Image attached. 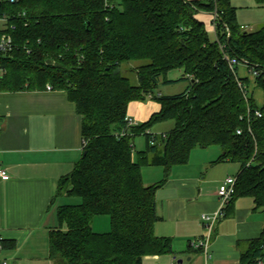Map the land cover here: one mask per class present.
<instances>
[{
	"label": "trees",
	"instance_id": "16d2710c",
	"mask_svg": "<svg viewBox=\"0 0 264 264\" xmlns=\"http://www.w3.org/2000/svg\"><path fill=\"white\" fill-rule=\"evenodd\" d=\"M256 1L264 7V0ZM0 10L26 12L11 20L15 29L6 30L16 45L0 49V91L50 85L68 93L82 118L86 154L60 178L55 194L81 202L58 207L59 227L50 235L54 264H143L146 255L172 253L171 239L154 230L160 219L156 194L197 147L218 145V162L240 166L227 212L247 196L264 213V104L256 102L252 88L245 98L237 78L248 85L249 77L239 75L242 63L233 70L228 61L254 67L255 85L264 91V25L246 30L231 0H18L1 3ZM201 11L217 14L214 40L197 18ZM138 61L145 63L133 84L123 65ZM176 69L184 71L179 81L191 82L188 89L156 94L160 83L174 82L168 74ZM151 98L161 110L128 126L130 105ZM170 119L171 131L152 132ZM138 135L146 147L135 158ZM153 165L162 166L164 176L147 185L142 170ZM100 215L110 216L111 231L93 230ZM259 257L264 231L241 254V264Z\"/></svg>",
	"mask_w": 264,
	"mask_h": 264
},
{
	"label": "crops",
	"instance_id": "0c3cea01",
	"mask_svg": "<svg viewBox=\"0 0 264 264\" xmlns=\"http://www.w3.org/2000/svg\"><path fill=\"white\" fill-rule=\"evenodd\" d=\"M231 1L235 5L238 0ZM248 1L249 7L261 6ZM212 17L210 12L197 14L209 33H215ZM238 73L249 77L254 99L263 105L264 91L255 85L247 66L240 65ZM182 76L169 79L177 82ZM161 107L151 98L129 108L128 116L143 123ZM84 145L82 118L66 91L47 87L0 91V162L11 176L8 181L0 179V237L7 243L1 256L11 264H54L50 235L59 227L57 211L62 205L59 197L55 199L57 184L73 171ZM221 155L218 145L197 147L188 163L173 167L157 190L160 219L154 227L156 235L171 239L173 252L146 255L143 264H241V254L262 235L264 213L255 210L252 197L245 196L235 200L217 222L207 253L192 244L204 234L201 214L220 206L219 186L240 170L230 159L218 162ZM142 173L145 184H155L163 179L164 168L145 166Z\"/></svg>",
	"mask_w": 264,
	"mask_h": 264
},
{
	"label": "built area",
	"instance_id": "2783aa9c",
	"mask_svg": "<svg viewBox=\"0 0 264 264\" xmlns=\"http://www.w3.org/2000/svg\"><path fill=\"white\" fill-rule=\"evenodd\" d=\"M3 2L16 4L18 0H0V5ZM25 14L26 12L12 13V12H8L5 10H0V49L1 50L10 51L15 47L16 43L14 42L12 35L6 30L15 29V25L11 22V20L16 16H19V17L25 16ZM216 18H217V14H214L213 20L216 21ZM244 28H247V26H244ZM228 61L233 70L236 68V66L240 65L241 63L247 66L248 72L253 79H255V77L258 74L257 70L254 67H249L247 64H245V62L239 61L237 58H230L228 59ZM237 79H238L239 86L245 98L249 99L251 97V87H249V85L245 84L239 78ZM47 89L50 90L52 89V87L50 85H47ZM255 114L257 116H261L262 111L260 109H257L255 111ZM126 120H127L128 126L130 127L136 126L139 124L138 121H136L134 118L130 116H127ZM238 133H241V130H238ZM119 135L122 137L126 135V132L123 131ZM10 177H11L10 173L0 162V179L3 181H8L10 180ZM236 183H237V176H228L224 180V182L219 186V189H218V196L220 200V206L218 207V209L214 211L213 213H202L201 214V220L204 225V234L201 238H199L197 241H194L192 243L196 248L202 249V251L206 253L208 252V247L212 240L213 233H214L217 222L223 219L227 215V206L235 194ZM3 249H4L3 239L0 237V264H11L6 258L1 256V252ZM253 264H264V258L263 257L257 258L253 262Z\"/></svg>",
	"mask_w": 264,
	"mask_h": 264
},
{
	"label": "rangeland",
	"instance_id": "374dc122",
	"mask_svg": "<svg viewBox=\"0 0 264 264\" xmlns=\"http://www.w3.org/2000/svg\"><path fill=\"white\" fill-rule=\"evenodd\" d=\"M251 1L248 0H238L237 3H234L233 5L237 10V17L238 22L240 25L247 26L248 28L246 30L252 31V30H258L264 25V7L257 6L256 3H254L253 0V7L251 6ZM253 29H251V27ZM210 38L214 40L215 33H210ZM145 63L144 61H138V62H132L128 65H123L124 74L127 75L133 84L138 83L137 78V70L138 67ZM181 74H184L183 70L176 69L172 72H169V77H175L180 76ZM240 75V74H239ZM241 76V75H240ZM191 84L190 81L186 82H172L169 84H163L160 83L159 86L156 89V94H159V92H162L164 95H176L186 90L187 87H189ZM188 89V88H187ZM150 100V99H148ZM146 100V101H148ZM143 103L144 101L134 102L130 105V110L133 109L138 103ZM175 127V121L174 120H167L162 123H158L155 125V127L152 129V132L155 134H162L167 133L171 131ZM135 147L133 149L135 158L137 157L138 151L145 149L146 147V139L143 135H138L135 137ZM144 168V167H143ZM143 174V173H142ZM59 202L60 204H78L81 202V198L77 196H59ZM93 229L94 231L100 232H107L112 230V224L110 223V216L108 215H100L93 219ZM106 225V227H105Z\"/></svg>",
	"mask_w": 264,
	"mask_h": 264
},
{
	"label": "water",
	"instance_id": "95a60500",
	"mask_svg": "<svg viewBox=\"0 0 264 264\" xmlns=\"http://www.w3.org/2000/svg\"><path fill=\"white\" fill-rule=\"evenodd\" d=\"M84 154H86V152ZM180 262H182V261L180 260Z\"/></svg>",
	"mask_w": 264,
	"mask_h": 264
}]
</instances>
